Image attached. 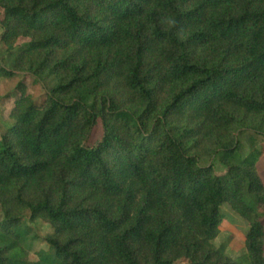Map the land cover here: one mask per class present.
<instances>
[{"label": "trees", "instance_id": "obj_1", "mask_svg": "<svg viewBox=\"0 0 264 264\" xmlns=\"http://www.w3.org/2000/svg\"><path fill=\"white\" fill-rule=\"evenodd\" d=\"M0 13L13 57L0 75L42 90L18 84L0 135V264H264V0H0ZM223 204L249 226L238 259L213 244ZM36 221L52 234L30 261Z\"/></svg>", "mask_w": 264, "mask_h": 264}, {"label": "rangeland", "instance_id": "obj_2", "mask_svg": "<svg viewBox=\"0 0 264 264\" xmlns=\"http://www.w3.org/2000/svg\"><path fill=\"white\" fill-rule=\"evenodd\" d=\"M1 18V13H0ZM2 30L0 29V35ZM25 42V40H19L18 45ZM13 57L6 52L5 47L0 43V67L6 69H12ZM20 82H23L26 86V93L32 94L34 99L40 98L42 90L32 84V79L28 76L17 74L12 78H7L0 75V135L4 130V123L8 116V112L12 105V99L17 95L16 88ZM102 137V127L98 121L93 128L90 137L88 139V147H92ZM257 150L262 151V155L256 164L257 171L261 176L264 184V138H257L256 142ZM247 152V151H246ZM210 162L209 159H203L202 164L206 165ZM216 173L224 172V169L214 162ZM221 221L219 226V234L213 241L215 247L225 245V254L232 259H238L245 254V236L249 229L247 222L238 216L228 204L221 206ZM1 215V213H0ZM33 233L32 236H36L37 239L31 240L26 247L28 250V259L30 261H36V253L40 250L47 251L48 246L45 239L52 234L50 226L42 221H36L29 224ZM175 264H188L186 260L177 261Z\"/></svg>", "mask_w": 264, "mask_h": 264}]
</instances>
